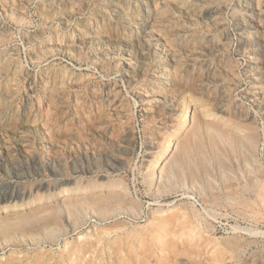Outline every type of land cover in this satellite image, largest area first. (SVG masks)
I'll use <instances>...</instances> for the list:
<instances>
[{
	"label": "rangeland",
	"instance_id": "1",
	"mask_svg": "<svg viewBox=\"0 0 264 264\" xmlns=\"http://www.w3.org/2000/svg\"><path fill=\"white\" fill-rule=\"evenodd\" d=\"M13 1H0V264H262L251 0Z\"/></svg>",
	"mask_w": 264,
	"mask_h": 264
},
{
	"label": "bare ground",
	"instance_id": "2",
	"mask_svg": "<svg viewBox=\"0 0 264 264\" xmlns=\"http://www.w3.org/2000/svg\"><path fill=\"white\" fill-rule=\"evenodd\" d=\"M1 1V0H0ZM7 1H9V0H7ZM15 1V0H14ZM13 1V2H14ZM19 1V0H18ZM23 1V0H22ZM105 1V0H104ZM104 1H102V2H104ZM160 1V0H159ZM201 1V0H200ZM200 1H198V2H200ZM210 1V0H209ZM227 1V0H226ZM230 1V0H229ZM11 2V1H10ZM20 2H21V0H20ZM41 2V1H40ZM96 2V1H95ZM121 2H122V0H121ZM142 2V1H141ZM164 2V1H163ZM213 2V1H212ZM9 3V2H8ZM27 3V2H26ZM89 3V2H88ZM132 3V2H131ZM224 3V2H223ZM229 3H231V2H229ZM228 3V4H229ZM241 3V2H240ZM246 3H248V2H246ZM250 3H252V7L251 8H249V9H251V13L254 15H256V17H258V20H259V25H258V28H257V30L259 29V31L260 32H264V13H263V9H264V5H263V7H261L260 6V4L261 3H264V0H251V2ZM260 3V4H259ZM3 4V3H2ZM6 4V3H5ZM120 4V3H119ZM138 4V3H137ZM245 4V3H244ZM14 5H16V3L14 4ZM21 5V4H20ZM23 5H25V4H23ZM41 5V4H40ZM78 5V4H77ZM80 5V4H79ZM78 5V6H79ZM82 5V4H81ZM156 5V4H155ZM201 5V4H200ZM214 5V4H213ZM216 5V4H215ZM248 5H250V4H248ZM247 5V6H248ZM6 6V5H5ZM9 6V5H8ZM22 6V5H21ZM26 6V5H25ZM86 6V5H85ZM87 6H88V4H87ZM131 6V5H130ZM139 6V5H138ZM202 6H206V5H202ZM211 6V5H210ZM218 6V5H217ZM235 6V5H234ZM233 6V7H234ZM261 7V8H263V9H261V8H258V7ZM1 7H3V6H1ZM19 7V6H18ZM94 7V6H93ZM97 7V6H96ZM226 7V6H225ZM228 7V6H227ZM230 7V6H229ZM237 7V6H236ZM4 8V7H3ZM9 8H11V6L9 7ZM54 8V7H53ZM109 8V7H108ZM235 8V7H234ZM17 9V8H16ZM76 9V8H75ZM90 9V8H89ZM89 9H87V10H89ZM100 9V8H99ZM105 9V8H104ZM103 9V10H104ZM129 9H131V8H129ZM163 9V8H162ZM219 9H220V5H219ZM237 9H239V8H237ZM236 9V10H237ZM242 9V8H241ZM240 9V10H241ZM1 10H3V9H1ZM9 10V9H8ZM11 10V9H10ZM44 10V9H43ZM46 10V9H45ZM44 10V11H45ZM92 10V9H91ZM106 10V9H105ZM115 10V9H114ZM213 10V9H212ZM7 11V10H6ZM82 11V10H81ZM107 11V10H106ZM210 11H211V9H210ZM215 11H217L218 12V10H215ZM220 11V10H219ZM222 11V10H221ZM238 11V10H237ZM244 11V10H243ZM12 13H13V11H11ZM15 12V11H14ZM16 12H17V10H16ZM22 12V11H21ZM90 12V11H89ZM230 12V11H229ZM7 13V12H6ZM57 13V12H56ZM119 13V12H118ZM139 13H141V12H139ZM205 13V12H204ZM203 13V14H204ZM208 13V12H207ZM215 13V12H214ZM246 13V12H245ZM250 13V12H249ZM249 13H247V15L249 14ZM8 14H10L11 15V13H8ZM18 14H19V11H18ZM225 14V13H224ZM257 14H259V15H257ZM6 15V14H5ZM199 15H202V14H199ZM212 15V14H211ZM214 15V14H213ZM239 15V14H238ZM11 16H13V15H11ZM20 16V15H19ZM18 16V17H19ZM63 16V15H62ZM75 16V15H74ZM78 16V15H77ZM80 16V15H79ZM203 16V15H202ZM217 16V15H216ZM215 16V17H216ZM227 16V15H226ZM243 16V15H242ZM249 16H251V15H249ZM248 16V17H249ZM10 17V16H9ZM21 17V16H20ZM110 17V16H109ZM225 17V16H224ZM223 17V18H224ZM228 17V16H227ZM226 17V18H227ZM253 17V16H252ZM11 18V17H10ZM17 18V17H16ZM15 17L13 18V19H16ZM81 17H79L78 19H80ZM94 18V17H93ZM177 18V17H176ZM209 18V17H208ZM218 18V17H217ZM220 18V17H219ZM242 18H245V16L244 17H242ZM23 19V18H22ZM22 19H21V21H22ZM83 19V18H82ZM225 19V18H224ZM17 20H19L18 18H17ZM44 20V19H43ZM92 20V19H91ZM113 20V19H112ZM120 20V19H119ZM177 20V19H176ZM215 20H217V19H215ZM241 20V19H240ZM250 20V19H249ZM12 21V20H11ZM52 21H54V20H52ZM57 21V20H56ZM55 21V22H56ZM174 21V20H173ZM183 21V20H182ZM230 21V20H229ZM253 21V20H252ZM221 22V21H220ZM235 22V21H234ZM16 23V22H15ZM17 23H18V21H17ZM115 23V22H114ZM181 23V22H180ZM207 23V22H206ZM254 23V22H253ZM69 24H71V22L69 23ZM221 24V23H220ZM229 24V23H228ZM230 24H232V23H230ZM50 24L48 23V26H49ZM181 25V24H180ZM175 26V25H174ZM237 26H239V25H237ZM2 27V26H1ZM0 27V28H1ZM47 27V26H46ZM76 27V26H75ZM74 27V28H75ZM142 27V26H141ZM207 27V26H206ZM140 28V27H139ZM143 28H144V26H143ZM238 28H240V27H238ZM5 29V28H4ZM3 29V30H4ZM78 29V28H77ZM200 29V28H199ZM222 29V28H221ZM75 30V29H74ZM119 30V29H118ZM132 30V29H131ZM138 30V29H137ZM196 30V29H195ZM202 30V29H201ZM224 30H225V32H226V29L224 28ZM246 30H248V29H246ZM245 30V31H246ZM68 31V30H67ZM81 31H82V29H81ZM204 31V30H203ZM242 31V30H241ZM253 31V30H252ZM56 32V31H55ZM69 32V31H68ZM73 32V31H72ZM190 32V31H189ZM213 32V31H212ZM222 32V31H221ZM220 32V33H221ZM54 33V32H53ZM66 33V32H65ZM76 33V32H75ZM82 33V32H81ZM207 33L208 32H205V35H207ZM218 33V32H217ZM248 33V32H247ZM255 33V32H254ZM55 34H57V33H55ZM61 34V33H60ZM64 34V33H63ZM68 34V33H67ZM200 34V33H199ZM212 34V33H211ZM225 35H226V33H224ZM83 35V34H82ZM195 35V34H194ZM208 35H209V33H208ZM222 36H223V32H222V34H221ZM256 35V34H255ZM254 35V36H255ZM65 36V35H64ZM179 36V35H178ZM198 36V35H197ZM200 36V35H199ZM212 36V35H211ZM216 36V35H215ZM218 36V35H217ZM236 36V35H235ZM58 37V36H57ZM56 37V38H57ZM76 37V36H75ZM134 37V36H133ZM191 37V36H190ZM202 37H203V35H202ZM229 37V36H228ZM248 37V36H247ZM59 38V37H58ZM57 38V39H58ZM67 38V37H66ZM80 38V37H79ZM264 38V37H263ZM1 39V38H0ZM34 39V38H33ZM52 39V38H51ZM60 39V38H59ZM59 39H58V42H59ZM62 39V38H61ZM60 39V40H61ZM196 39V38H195ZM213 39V38H212ZM228 39H230V38H228ZM237 39V38H236ZM246 39V38H245ZM63 40V39H62ZM191 40V39H190ZM189 40V41H190ZM194 40V39H193ZM206 40H210V39H206ZM218 40V39H217ZM224 40H225V38H224ZM50 41V40H49ZM54 41V40H53ZM57 41V40H56ZM256 41V40H255ZM57 42V43H58ZM60 42H62L63 43V41H60ZM65 42H66V40H65ZM216 42V41H215ZM228 42V41H227ZM52 43H54V42H52ZM188 43V42H187ZM207 43H209V42H207ZM213 43V42H212ZM221 43V42H220ZM98 44V43H97ZM206 44V43H205ZM215 44V43H214ZM240 44V43H239ZM49 45V44H48ZM58 45H59V43H58ZM184 45V44H183ZM186 45V44H185ZM203 45V44H202ZM234 45V44H233ZM243 45V44H242ZM39 46V45H38ZM38 46H37V49H38ZM54 46V45H53ZM56 46V45H55ZM65 46V45H64ZM206 46V45H205ZM209 46V45H208ZM215 46V45H214ZM239 46V45H238ZM261 47L262 46V44L260 43H257V44H255V42L254 43H252V45H244V49H245V51H247V55H248V57H244V58H247V59H245V68L247 69V70H249L247 73H248V75L247 76H249V80L250 81H252V83L254 82L255 84H257V78H258V72L254 69V68H252L251 67V64H252V57L254 56V53H253V50L254 49H256V48H258V47ZM34 47V46H33ZM41 47V46H40ZM39 47V48H40ZM87 47H89V46H87ZM95 47V46H94ZM207 47V46H206ZM223 47V46H222ZM226 47H227V45H226ZM243 47V46H242ZM259 47V48H260ZM46 48H47V46H46ZM60 48H61V46H60ZM76 48V47H75ZM74 48V49H75ZM91 48V47H90ZM200 48V47H199ZM198 48V49H199ZM40 49H42V47L40 48ZM89 49V48H88ZM216 49H217V47H216ZM239 49V48H238ZM34 50H36L35 48H34ZM34 50H31V51H34ZM39 50V49H38ZM82 50V49H81ZM44 51V50H43ZM89 51V50H88ZM93 51V50H92ZM214 51V50H213ZM224 51V50H223ZM226 51V50H225ZM6 52V51H5ZM8 52V51H7ZM94 52V51H93ZM99 52V51H98ZM215 52H216V50H215ZM218 52V51H217ZM4 53V52H3ZM9 53H10V51H9ZM37 53V52H36ZM41 53V52H40ZM39 53V54H40ZM47 53V52H46ZM45 53V54H46ZM51 53H53V52H51ZM61 53V52H60ZM74 53V52H73ZM80 53V52H79ZM119 53V52H118ZM222 53V52H221ZM239 53V52H238ZM246 53V52H245ZM245 53H242V54H245ZM1 54V53H0ZM38 54V53H37ZM91 54V53H90ZM94 54V53H93ZM97 54V53H96ZM217 54V53H216ZM215 54V55H216ZM219 54H220V52H219ZM5 55V54H4ZM62 55H63V53H62ZM76 55H78V54H76ZM196 55V54H195ZM261 55V54H260ZM2 56V55H1ZM12 56V55H11ZM10 56V57H11ZM42 56V55H41ZM81 56V55H80ZM89 56V55H88ZM214 56V55H213ZM226 56V55H225ZM244 56V55H243ZM10 57H8V59L10 58ZM34 57H36V56H34ZM76 57V56H75ZM78 57V56H77ZM116 57H118V56H116ZM152 57V56H151ZM215 57V56H214ZM213 57V58H214ZM258 57V56H257ZM32 58V57H31ZM165 58V57H164ZM200 58V57H199ZM204 58V57H203ZM202 58V59H203ZM217 58H218V56H217ZM222 58V57H221ZM14 59V58H13ZM34 59V58H33ZM40 59V58H39ZM181 59V58H180ZM209 59V58H208ZM231 59V58H230ZM16 60V59H15ZM19 60V59H18ZM41 60V59H40ZM80 60V59H79ZM101 60V59H100ZM165 60V59H164ZM205 60V59H204ZM207 60V59H206ZM211 60V59H210ZM213 60V59H212ZM217 60H219V59H217ZM227 60V59H226ZM225 60V61H226ZM37 61V60H36ZM78 61V60H77ZM114 61V60H113ZM199 61V60H198ZM220 61V60H219ZM222 61V60H221ZM229 61V60H228ZM1 62V61H0ZM16 62V61H15ZM32 62V61H31ZM35 62V61H34ZM39 62V61H38ZM112 62V61H111ZM191 62V61H190ZM195 62V61H194ZM209 62H211V61H209ZM238 62V61H237ZM254 62V61H253ZM259 62V61H258ZM7 63V62H6ZM9 63H10V61H9ZM94 63V62H93ZM97 63V62H96ZM178 63V62H177ZM200 63V62H199ZM167 64V63H166ZM209 64V63H208ZM211 64V63H210ZM218 64H219V62H218ZM221 64V63H220ZM231 64V63H230ZM15 66H16V64H14ZM22 65V64H21ZM46 65V64H45ZM178 65V64H177ZM193 65V64H192ZM203 65V64H202ZM231 65H233V64H231ZM236 65V64H235ZM264 65V64H263ZM216 66V65H215ZM221 66V65H220ZM255 66V65H254ZM256 66H258L257 64H256ZM110 67V66H109ZM188 67V66H187ZM201 67H203V66H201ZM200 67V68H201ZM232 67H234V65L232 66ZM229 68V69H233V68ZM261 67V66H260ZM23 68V67H22ZM45 68V67H44ZM213 68H214V66H213ZM215 68H217V67H215ZM235 68V67H234ZM244 68V67H243ZM9 69V68H8ZM50 69H51V67H50ZM156 69V68H155ZM194 70H195V68H193ZM203 69V68H202ZM211 69V68H210ZM229 69H227L228 71H229ZM261 69H262V67H261ZM53 70V72H54V68L52 69ZM141 70V69H140ZM157 70V69H156ZM155 70V71H156ZM213 70V69H212ZM236 70V69H235ZM235 70H233V71H235ZM56 71V70H55ZM120 71V70H119ZM124 71V70H123ZM151 71H153V70H151ZM205 70L203 69V72H204ZM210 71V70H209ZM243 71V70H242ZM245 71V70H244ZM57 72H59V71H57ZM126 72V71H125ZM173 72V71H172ZM188 72V71H187ZM191 72V71H190ZM203 72H202V74H203ZM226 72V71H225ZM56 73V72H55ZM61 73V72H60ZM71 73V72H70ZM69 73V74H70ZM232 73V72H231ZM236 73V72H235ZM243 74H244V72H242ZM246 73V72H245ZM41 74V73H40ZM52 74V73H51ZM54 74V73H53ZM63 74V73H62ZM61 74V75H62ZM129 74V73H128ZM151 74V73H150ZM153 74V73H152ZM206 74V73H205ZM27 75V74H26ZM42 75V74H41ZM60 75V76H61ZM156 75V74H155ZM161 75V74H160ZM187 75H189V74H187ZM217 75V74H216ZM5 76V75H4ZM23 76V75H22ZM40 76V75H39ZM49 76H50V73H49ZM55 76H56V74H55ZM64 76H66V75H64ZM72 75H70V76H68V77H71ZM139 76V75H138ZM162 76V75H161ZM205 76V75H204ZM223 76V75H222ZM226 76V75H225ZM227 76H229V78L232 76H234V73L233 74H231V76H230V74L229 75H227ZM263 76V75H262ZM58 77V76H57ZM231 77V78H232ZM5 78V77H4ZM26 78H28V77H26ZM26 78H24V79H26ZM46 78V77H45ZM49 78V77H48ZM76 78H78V77H76ZM136 78V77H135ZM222 79H223V77H221ZM220 78V79H221ZM247 78V77H246ZM17 79H18V77H17ZM35 79V78H34ZM80 79V78H79ZM216 79V78H215ZM263 79V78H262ZM16 80V79H15ZM44 80V79H43ZM67 79H65V81H66ZM70 80H71V78H70ZM72 80H73V78H72ZM77 80V79H76ZM185 80V79H184ZM3 81V80H2ZM10 81V80H9ZM36 81V80H35ZM60 81V80H59ZM64 81V82H65ZM69 81V80H68ZM141 81V80H140ZM152 81V80H151ZM217 81V80H216ZM221 81V80H220ZM224 81H225V79H224ZM228 81V80H227ZM227 81H225L226 83H227ZM8 82V81H7ZM37 82V81H36ZM79 82H80V80H79ZM89 82V81H88ZM134 82V81H133ZM145 82V81H144ZM157 82V81H156ZM159 82V81H158ZM191 82V81H190ZM229 82H232L231 80L229 81ZM67 83V82H66ZM75 83V82H74ZM142 83V82H141ZM154 83V82H153ZM216 83V82H215ZM222 83H223V80H222ZM239 83V82H238ZM31 84V83H30ZM40 84V83H39ZM47 84V83H46ZM53 84V83H52ZM56 84V83H55ZM58 84V83H57ZM71 84H72V82H71ZM143 84V83H142ZM193 84V83H192ZM221 84V83H220ZM219 84V85H220ZM227 84H229V83H227ZM93 85V84H92ZM189 85V84H188ZM187 85V86H188ZM202 85V84H201ZM211 85V84H210ZM218 85V84H217ZM221 85H223V84H221ZM225 85V84H224ZM230 85H231V83H230ZM229 85V86H230ZM250 85V84H249ZM260 85H263V83H261ZM17 86V85H16ZM34 87H35V85H33ZM46 86V85H45ZM77 86V85H76ZM81 86V85H80ZM79 86V87H80ZM86 86V85H85ZM147 86V85H146ZM184 86H185V84H184ZM190 86H191V83H190ZM227 86V85H226ZM257 86H258V84H257ZM264 86V85H263ZM39 87V86H38ZM149 87V86H148ZM165 87V86H164ZM201 87V86H200ZM216 87V86H215ZM52 88V87H51ZM66 88V87H65ZM75 88V87H74ZM153 88V87H152ZM161 88V87H160ZM208 88V87H207ZM225 88V87H224ZM230 88V87H229ZM45 89V88H44ZM77 89V88H76ZM141 89V88H140ZM162 89V88H161ZM199 89V88H198ZM209 90H210V88H208ZM218 89H220V88H218ZM222 89V88H221ZM248 89V88H247ZM51 90V89H50ZM55 90H57V89H55ZM64 90V89H63ZM164 90V89H163ZM227 90V89H226ZM229 90V89H228ZM253 90V89H252ZM259 90V89H258ZM15 91H16V89H15ZM33 91V90H32ZM49 91V90H48ZM89 91V90H88ZM160 91V90H159ZM188 91V90H187ZM202 91H204L203 89H202ZM61 92V91H60ZM142 92V91H141ZM162 92H165V90L164 91H162ZM246 92V91H245ZM248 92H249V90H248ZM261 92V91H260ZM35 93V92H34ZM34 93H32V94H34ZM56 93H58V92H56ZM65 93V92H64ZM197 93V92H196ZM203 93V92H202ZM201 93V94H202ZM259 93V92H258ZM258 93H256V94H258ZM59 94V93H58ZM179 94V93H178ZM186 94V93H185ZM214 94V93H213ZM212 94V95H213ZM222 94V93H221ZM227 95H228V93H226ZM247 94V93H246ZM251 94H253V93H251ZM260 94V93H259ZM175 95H176V93H175ZM224 95V94H223ZM248 95V94H247ZM250 95V94H249ZM27 96V95H26ZM62 96V95H61ZM172 96H173V94H172ZM151 97V96H150ZM179 97V96H178ZM222 97V96H221ZM224 97H225V95H224ZM252 97V96H251ZM44 98H46V97H44ZM60 98V97H59ZM58 98V99H59ZM157 98V97H156ZM176 98V97H175ZM256 98V97H255ZM257 98H259V97H257ZM10 99V98H9ZM152 99V98H151ZM154 99V98H153ZM211 99V98H210ZM247 99V98H246ZM18 100V99H17ZM45 100V99H44ZM6 101V100H5ZM117 101V100H116ZM155 101V100H154ZM250 101V100H249ZM258 102V101H257ZM16 102H14V104H15ZM113 103V102H112ZM117 103V102H116ZM120 103V102H119ZM118 103V104H119ZM153 103V102H152ZM168 103V102H167ZM255 103V102H254ZM260 103V102H259ZM114 104H115V102H114ZM11 105V104H10ZM35 105V104H34ZM121 105V104H120ZM175 106V105H174ZM224 106V105H223ZM258 106H259V104H258ZM12 107V106H11ZM110 107V106H109ZM150 107V106H149ZM25 108V107H24ZM35 108V107H34ZM33 108V109H34ZM226 108V107H225ZM156 109V108H155ZM40 111V110H39ZM38 111V112H39ZM229 112V111H228ZM32 113V112H31ZM240 113V112H239ZM42 114V113H41ZM63 115V114H62ZM66 117V116H65ZM244 119V118H243ZM35 121V120H34ZM36 123V122H35ZM156 125V124H155ZM157 127V126H156ZM78 191V190H77ZM76 191V192H77ZM73 193V192H72ZM81 193V192H80ZM82 193H87V192H83L82 191ZM260 193V192H259ZM15 194V193H14ZM76 193H74V195H75ZM77 194H78V192H77ZM256 195V194H255ZM257 195H260L261 196V193L260 194H257ZM264 195V194H263ZM11 196V195H10ZM255 198H257V196L255 197ZM260 198V197H259ZM263 197H261V199H262ZM264 199V198H263ZM259 200L260 199H258V201L257 202H259ZM264 201V200H263ZM263 201L261 202V200H260V203H262L263 204ZM36 203V202H35ZM255 203V202H254ZM261 204V205H262ZM260 206V205H259ZM262 209H264V208H262ZM5 211V210H4ZM254 235V234H253ZM258 235V234H257ZM252 236V235H251ZM136 240V239H135ZM258 243V242H257ZM244 252V251H243ZM264 256V255H263ZM259 259H260V256H259ZM258 259V260H259ZM264 259V258H263ZM261 260V259H260ZM261 262V261H260ZM251 263V262H250ZM264 263V262H263ZM262 263V264H263ZM260 264V263H259Z\"/></svg>",
	"mask_w": 264,
	"mask_h": 264
}]
</instances>
